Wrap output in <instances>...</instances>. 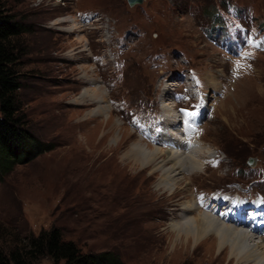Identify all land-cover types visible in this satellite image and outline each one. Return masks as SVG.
<instances>
[{
	"label": "rangeland",
	"instance_id": "374dc122",
	"mask_svg": "<svg viewBox=\"0 0 264 264\" xmlns=\"http://www.w3.org/2000/svg\"><path fill=\"white\" fill-rule=\"evenodd\" d=\"M0 3L28 28L19 38L27 127L54 147L0 172V233L7 229L10 241L24 244L57 226L83 252H114L124 264H256L222 254L214 238L199 247L180 240L174 224L187 202L199 205L214 192L264 201V0ZM69 16L76 30H65L73 22L58 21ZM94 88L104 103L92 96ZM192 91L205 101L194 116L195 137L210 150L191 161L186 144L178 156L187 166L174 175L178 185L166 190L157 161L142 165L125 154L135 142L167 154L158 136L161 98L169 92L175 110L192 109ZM151 125L157 142L146 133ZM216 202L201 212L223 217ZM233 218L227 225L245 226ZM254 237L264 245V235Z\"/></svg>",
	"mask_w": 264,
	"mask_h": 264
},
{
	"label": "trees",
	"instance_id": "16d2710c",
	"mask_svg": "<svg viewBox=\"0 0 264 264\" xmlns=\"http://www.w3.org/2000/svg\"><path fill=\"white\" fill-rule=\"evenodd\" d=\"M28 31L0 3V172L7 174L16 163L28 162L54 148L30 132L22 112L19 92L23 87L19 38ZM0 233V264H36L44 258L52 264H124L114 252L90 253L75 241L65 239L62 230L53 226L30 235L26 243L8 239L7 229ZM5 236V239H4ZM13 243L12 245L8 244Z\"/></svg>",
	"mask_w": 264,
	"mask_h": 264
},
{
	"label": "bare ground",
	"instance_id": "6f19581e",
	"mask_svg": "<svg viewBox=\"0 0 264 264\" xmlns=\"http://www.w3.org/2000/svg\"><path fill=\"white\" fill-rule=\"evenodd\" d=\"M60 20L65 22H73V25L70 28H66L65 30L77 29V24L75 23L77 20L74 17L69 16L68 18L59 19L58 21ZM210 84L215 85L214 79H211ZM92 92L94 93L92 96H94L96 100H99L98 98L100 97L101 92L98 91V88L92 89ZM168 95L169 92L164 94V96L161 98V107L164 111V118H162V122L164 123L162 125L166 128V131L163 133L160 132L163 141L162 145L166 143L168 144V148H166L168 153L166 154L164 152V147H149L145 144H140V142H135L134 146L130 147V149L126 152L127 154H125V158H133L134 161H138L142 165L155 163L157 161L155 163L156 168H160V170L164 173L162 177L164 184L162 183L161 186H163L166 190H171L172 187L177 186L179 183V179H177L174 175H178L177 171L179 172V170L182 173L184 170L183 167L187 166V160L184 157L178 156V154L182 152L183 149H185V145H190L189 147L191 148V151L189 152V158L191 161L196 159V153L201 152V150H210V148L206 147L204 143L195 137V134H193L194 132L190 130L186 118H182L180 113L174 109V106L169 103L170 98H167L169 97ZM101 97L102 99L98 102L104 103V97ZM198 155H200V153ZM161 162L164 164H160ZM169 164L170 166L168 167ZM206 164L207 162L204 159L199 161V166L203 168L206 166ZM199 166L194 168L196 172H200ZM221 198L222 197H220L218 200L219 206L222 207V210H226L228 206L227 204H223V199ZM199 205H195L193 202H187L184 205L186 213L183 218L180 219L182 222L178 221L174 224V228H176V231L178 232V239L181 240L183 237H185L187 241H191L199 247L201 244H203H199L202 242V240L207 243V238H214V241L211 240L214 248L216 246V248L222 250V254L224 251H227V254H231L232 256L236 255L239 259L252 261L256 264H264L263 242L257 240V238L254 237L256 235H258V237L262 236L257 233L264 234L263 217L257 215L256 225L253 228L254 232H249L244 227L241 229H236L230 225H227V221L234 222L233 217L225 219L219 215V217H217V215L211 214L207 210L201 212L202 204ZM211 206L215 212L218 211L217 209L219 206L214 207V203H212ZM191 212L198 213V216L191 215ZM254 212H256V209ZM242 223H245L244 218H242ZM182 246L184 245L182 244Z\"/></svg>",
	"mask_w": 264,
	"mask_h": 264
},
{
	"label": "water",
	"instance_id": "95a60500",
	"mask_svg": "<svg viewBox=\"0 0 264 264\" xmlns=\"http://www.w3.org/2000/svg\"><path fill=\"white\" fill-rule=\"evenodd\" d=\"M127 1H128V3H129V5H131V6H134V5H136V4H141V3L144 2V0H127ZM249 161H250V163L252 164L253 161H254V159L250 158Z\"/></svg>",
	"mask_w": 264,
	"mask_h": 264
},
{
	"label": "snow or ice",
	"instance_id": "6c2138e0",
	"mask_svg": "<svg viewBox=\"0 0 264 264\" xmlns=\"http://www.w3.org/2000/svg\"><path fill=\"white\" fill-rule=\"evenodd\" d=\"M237 67H240L239 65H237ZM190 117H194L197 115V113L195 111H192V112H188L187 113Z\"/></svg>",
	"mask_w": 264,
	"mask_h": 264
}]
</instances>
